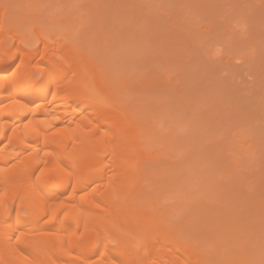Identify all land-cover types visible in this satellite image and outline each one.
I'll use <instances>...</instances> for the list:
<instances>
[{
	"label": "bare ground",
	"instance_id": "obj_1",
	"mask_svg": "<svg viewBox=\"0 0 264 264\" xmlns=\"http://www.w3.org/2000/svg\"><path fill=\"white\" fill-rule=\"evenodd\" d=\"M121 1L65 0V8L45 6V0H0L3 17L12 9L45 14L50 6L62 7L57 13L66 14L63 18L78 19H63L56 30L33 28L43 45L40 60L27 34L18 41L32 50L11 52L0 44V264H264V193L249 209L235 189L221 186L236 170L219 174L222 168L213 176L203 166L207 157H189L195 145L187 136L193 128L181 115L186 94L180 96L183 106L148 96L158 74L131 64L134 52L137 57L150 52L139 16L155 7L141 0L132 11ZM4 20L0 30L6 34L26 27ZM184 20L176 26L172 20L178 30L173 29L192 37L196 24ZM48 42L58 47L49 48ZM235 177L239 186L243 178ZM245 211L247 219L240 223Z\"/></svg>",
	"mask_w": 264,
	"mask_h": 264
},
{
	"label": "rangeland",
	"instance_id": "obj_2",
	"mask_svg": "<svg viewBox=\"0 0 264 264\" xmlns=\"http://www.w3.org/2000/svg\"><path fill=\"white\" fill-rule=\"evenodd\" d=\"M64 1L65 0H45L44 5H45V3H47V4L49 3V5H51V6H58V5L62 6L64 4L63 3ZM125 1L127 3H129L130 1L133 2V3L130 2L129 3L130 6H129L128 4L125 5L126 2L124 3V0L121 1L122 2L121 5L124 3V5H122V7L123 6H124V8L127 7L128 10H132V11L134 9H136L141 3V0H125ZM154 1H155V3H154ZM185 1L186 0H184V1L183 0H171V2H170V0L169 1L168 0H166V1L165 0H150L149 4L147 6L149 7L150 3H152L150 6L151 7L153 6L152 7L153 9L155 7V10L153 12H151L152 10L150 11L152 14L148 13V14H145V16H142V17L139 16L140 18H142V19H139L140 20L139 24L140 23L143 24L145 21L144 31H143V33L145 34L143 36V37H145V40H143V41L145 42L146 40H148L149 43L147 41L145 43L150 44V46H149L150 49L148 48L150 50V52H149V50H147L148 45L144 44V47L147 46L146 51L149 52L148 53L149 55L146 53L147 55L144 56L143 52L141 51L142 56L139 57L140 56L139 55L137 57L138 54L136 52H134L133 53L134 56H131V58L136 57V59L132 60L131 64L135 68H137V67L140 68L141 67L140 65L143 64L142 66H144L145 68H148L149 71L151 70L152 73L154 72V73L158 74V79L156 80V82L157 81H159V82H157L156 84H154L155 83L154 82L153 83L154 85L152 84L153 87L150 88V90H149L150 92L148 93V96H150V97H156L157 96L158 97V95H160L161 97H159V98H162V101L163 102L165 101L166 103L165 102L164 103L167 105H170V104L172 105L173 103L169 104V102H173V101H174L175 105H177V102L180 103V104H178V106L184 105V107L181 108L182 109L181 115L182 116L184 115L183 117L186 118V121H187L188 125L190 126V129L193 128V129H195V131L198 129V131H196V132L193 131V129H191L193 133L190 132V134L187 135L190 139L189 141H192V142H190L191 146L192 147L194 145L196 146V147L195 146L193 147L194 151H191V153L192 152L193 153L192 154L190 153L189 157L195 158L198 160H202L205 157H207L204 160H202L203 166L207 167L205 170H208V167H210L208 170V173L210 174L212 172L211 175H213V176H215L216 173L218 174L219 169H222V168L223 169L221 172H219V174L220 173H226V170H227V172H232V170H236V174H235V171H233L231 173V176H229L228 178L223 180V182L221 183V186L225 190L228 189V186H230L229 189H233V190L235 189L234 191L237 194L238 198H240V200L244 199L243 204L248 206L249 209H250V207L252 209L253 208L252 202H253V204H256V200L258 201V199H260V196H262L264 193V191H263L264 190V168H263V166H264V123H263L264 122V115H263L264 114V105H263L264 104V96H262V95H264V0H207V2H206V0H195V1L194 0H188L186 2ZM107 2H108V0H107ZM134 2H135V4H134ZM111 3L114 4V0H111ZM157 3L161 4V5H157ZM213 4H215V5H213ZM134 5H136V6L138 5V6L135 8ZM177 5H179V6H177ZM131 6H132V8H131ZM47 7H49L48 9L46 8L47 10L43 9L45 7L42 8V10H46V11H44L45 14L43 13L44 15L42 14V12H40L42 15L38 16V14H40V13L37 14V11H35L36 12L35 14L37 17H35V14L32 13V12H34L32 10L30 12H29V10H28V12H27V10H23L25 12H22V10H14V9H12L13 11L8 10V13L6 12L5 16L3 17V14L0 10V22L2 21L3 18H5V20H4L5 24L7 23L10 25H13L14 24L13 20H16L18 25L20 23H22V24H20L21 26L22 25L24 27L26 26L25 29H23V30L21 29L22 27L21 28L19 27V29L14 28V29H12V31L9 30V32L7 34L0 30V44L8 45L10 47L11 52L17 51L18 53H22V52L27 51V50H32V49H29L27 47H24L23 45H20L19 41H18L20 36L23 35V33L27 34L33 41V43H32L33 47L32 48H34V47L37 48V55H36L37 58L36 59L40 60L43 45H42L41 40H39V37L37 35H35L34 33H32L33 28H35V27L41 28V26H45L44 29L49 30V31L52 28H61V27H59L61 20L65 19L64 21H66V18L71 17V16L67 15L68 17L63 18L66 14L62 17L63 12H62V14L57 13L58 12L57 9L58 8L62 9V7H57L56 11H53L54 8L52 9L50 6H47ZM157 7L160 10L161 9L163 10V8H164L165 12H161L162 10L161 11L159 10L160 11V13H159ZM209 8H211V9H209ZM67 9L65 10L63 8V11L65 10L66 12H69V9H68V11H67ZM166 10H167V12H166ZM175 10H177V11H175ZM182 10L184 12H182ZM190 10H193V13H192V11L190 12ZM20 11H21V13H20ZM169 11H172V13L170 14ZM60 12H61V10H60ZM76 12H73V15H75V17L77 14ZM187 12H189V13H187ZM78 13H80V12H78ZM146 13H147V11H146ZM58 14L61 16H59ZM161 14H162V16H161ZM169 14L171 16H169V18H168V16H166V15H169ZM176 14H178V15H176ZM174 15H176V17H174ZM192 15L196 19L193 18ZM222 15H223V17H222ZM17 16H22V20H20L21 18L17 17ZM165 16H166V18H165ZM184 16H185V20L183 19ZM186 16H188V19H186ZM198 16L199 17L202 16L201 17L202 19L199 18ZM73 17L74 16H72L71 18L74 20H70V21H73V22L76 21L77 22L78 19L76 20V18H73ZM171 17H172V19H171ZM189 17H190V19L192 18L191 21L194 20L193 23L196 24V28H195L196 30H194V34L192 37H190L188 34L187 35L185 34L186 36H184L183 34L176 31V30H178L177 27L176 28L174 27V25L176 23H178V21L179 22L182 20H184V21L188 20L189 21ZM197 17H198V20H197ZM204 18H205V20H204ZM18 19L20 20L19 22H18ZM172 20H174V21L176 20L174 25H173V23L171 24ZM196 20L200 23H198V22L196 23ZM227 20H228V22H226ZM12 21H13V24H11ZM21 21H23V22H21ZM80 21H78V22H80ZM203 21L205 22V25L203 24L204 23ZM137 22H138V20H137ZM163 22H165V23H163ZM230 22H231V24H230ZM147 24L150 25V29H149V25H147ZM155 24L156 25L158 24V25L156 26ZM167 24H169V25H167ZM190 24H191V22H190ZM70 25H72V22L70 23ZM70 25H67V26H70ZM77 25L74 26V23H73V26L75 28L77 27ZM176 25H178V24H176ZM208 25H210L211 27H209ZM64 26H62V28ZM171 26H172V28H171ZM173 28L176 30H174ZM52 30H56V29H52ZM205 32H207V33L205 34ZM214 32H216V33L214 34ZM196 33H197V35H196ZM202 34H204V35H202ZM194 35H196V36L194 37ZM199 36H202V37H199ZM203 36H204V38H203ZM197 37H198V41L200 42V40L202 39L201 42H203V43H201V42L200 43L199 42L193 43L192 38H194L193 40L195 41V39L197 40ZM206 39H208V41H206ZM203 40H205L207 43ZM143 41H141V42L143 43ZM158 42L161 44H159ZM214 42H215L216 46H215ZM57 43L58 42H48L47 47L56 48V47H58ZM208 43H210V44H208ZM212 43L214 45H212ZM222 43H224V44H222ZM220 44H222V46ZM209 45L213 48L212 51L214 50V52H210L211 48L209 47ZM217 45L220 47H218ZM223 46H224V49L222 48ZM142 47H143V45H142ZM207 50L209 52H207ZM255 50H256V52H255ZM136 51L139 52L138 49ZM248 51L250 52V54ZM221 52H222V56H220ZM135 53L137 54L136 56H135ZM213 53H214V56H213ZM230 53H233V55L236 54L235 57L232 56ZM251 53H253V56L251 55ZM144 54H145V51H144ZM207 54L210 57L207 58L206 57V56H208ZM236 56H238V57H236ZM226 57H227V59H225ZM193 58H195V59H193ZM231 59H232V61H229ZM233 59H234V61H233ZM144 61H145V63H144ZM134 63H136V65H138V66L136 67ZM146 63H148V64L145 65ZM157 64L160 66H158ZM226 64H227V66H226ZM146 66H148V67H146ZM164 66L165 67L168 66L169 68L168 67L165 68ZM158 70L159 71L161 70V72H159ZM168 72H170V74H168ZM162 73L165 75H162ZM167 75H169V77H167ZM163 76L165 78V81H164V79H161V81H160L159 77L162 78ZM35 77L39 78L40 74L35 73ZM167 78H170V80H168V81L169 82L171 81L172 84H171V82L169 84L166 83ZM178 80H182V81L178 82ZM223 84H224V86H227V88L224 87ZM250 84H251V86H250ZM228 85L229 86L234 85V86H232V87H234V89L229 87ZM152 90L154 93L152 92ZM161 91H163V92H161ZM180 91L183 94H181ZM165 92H166V94H165ZM155 93H158V94L154 95ZM162 93L165 97L167 96L165 98V100L163 99L164 96L161 95ZM173 94H175V95H173ZM179 94H181V95H179ZM171 95H172V97H168ZM183 95H185L186 99H185V97L182 99L180 98V96L183 97ZM173 96H176V97H173ZM241 96H242V98H241ZM172 98H173V100L170 101V99H172ZM174 98L175 99L177 98V99L175 100ZM183 99H185L186 102H183L184 101ZM254 99H255V106L258 105L259 108L254 107ZM257 99H259V100H257ZM177 100H182V101H177ZM198 100H199V102H198ZM249 100H251V101H249ZM260 100H262V102ZM182 102H183V105H182ZM257 102H259L260 104ZM184 103H186L187 105ZM234 103H235V105H234ZM242 104H243V106H242ZM191 105H193V106H191ZM244 105H246V106H244ZM193 107H195L196 109L195 108L193 109ZM249 107H251V108H249ZM232 133H234L235 135L234 134L232 135ZM203 134H204V136H203ZM238 134L240 136H242V139L239 138L240 136ZM218 135H220V136H218ZM190 136H192V137H190ZM235 136H238V137H235ZM194 137H196V138H194ZM220 137H222V138H220ZM244 137L246 140L244 139ZM248 137H250V138L247 139ZM211 138H213V139H211ZM214 138L216 141L214 140ZM198 140H199L198 143L194 142V141L197 142ZM233 140H234V142H233ZM176 141L177 142L179 141L178 138L176 139ZM239 141H240V144L242 145L241 146L242 148H240V146L238 145ZM193 143H194V145H193ZM199 143H201V144H199ZM249 143H253V144L251 145ZM229 144H231V145H229ZM197 145L199 148L197 147ZM201 145H203V148L201 147ZM248 146L251 148L248 149ZM211 147H213V148H211ZM200 148H202V149H200ZM204 149H206V151H204ZM209 149H212L213 151L209 150ZM199 150H202V151H199ZM249 150H250V152H249ZM196 151H197V153H196ZM203 152H204V154H203ZM229 154H233V155H229ZM235 154H236V156L239 155L238 157H240L239 159L242 162L240 161L239 163L236 164V161H235L236 156H234ZM249 154H250V156H249ZM212 155H213V157L214 156L215 157L211 158ZM220 157H223V158L220 159ZM232 158H234V159H232ZM206 159H209L210 161L206 160ZM212 159L215 163L212 161ZM224 159H225V162H223ZM228 161H229V163H228ZM259 162H260V164H259ZM240 163H241V167H239ZM242 163H243V166H242ZM208 164H209V166H208ZM235 164L238 166H236ZM216 165H217V167H216ZM218 165H219V167H218ZM230 165H232V166H230ZM203 166L201 163L200 167L202 170L205 168V167L203 168ZM212 166H215V168L213 169ZM225 166H226V168H224ZM233 166H234V169H233ZM214 171H215V173H214ZM234 174L236 176H239V179L240 178L244 179V180L240 179L242 181L241 182L242 185L240 183L239 186H236L235 182H237V181H235V179L237 180V177H235ZM232 176H233V178L235 177V179H233ZM231 178L233 180L232 183H231ZM245 178H247V179L245 180ZM228 180H230V181H228ZM247 182H248V184H247ZM233 183H234V186L232 187ZM245 183L247 185L244 188ZM250 183H251V185L249 187ZM258 183H260L259 186H258ZM224 185H225V187H224ZM261 185H262V187H260ZM236 187H237V189H236ZM253 187H254L256 192L253 189H251ZM239 192H240V194H239ZM250 193H251V195L248 197V194H250ZM243 196H244V198H243ZM250 197H251V201H250ZM256 197H257V199H256ZM252 198H253V200H252ZM250 202H251V204H249ZM206 206H208L207 210H210L213 208V206H212V208L209 209L210 205H206ZM256 206H257V204L254 205V207H256ZM240 217L242 219L240 218L241 222H240V219H239V222L245 223V221L247 219L246 211H245V213L241 214Z\"/></svg>",
	"mask_w": 264,
	"mask_h": 264
}]
</instances>
